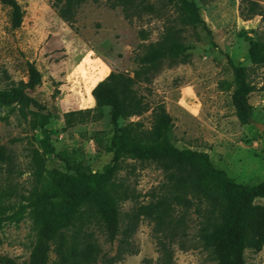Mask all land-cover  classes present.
Segmentation results:
<instances>
[{
  "label": "rangeland",
  "instance_id": "374dc122",
  "mask_svg": "<svg viewBox=\"0 0 264 264\" xmlns=\"http://www.w3.org/2000/svg\"><path fill=\"white\" fill-rule=\"evenodd\" d=\"M18 1L25 11L24 20L13 29L10 7L0 0V90L27 80L28 62L43 76L41 85L27 91L37 104H3L0 100V147L8 155L0 160V253L23 262L37 241L30 197L36 193L42 199L49 193L34 161V150H43L44 132L34 126L32 111L40 113L39 123L42 115H49L46 129L55 151L47 154L48 169L103 171L113 158L115 127L109 108L102 119L67 130L63 129L64 114L94 107L92 90L111 71L133 75L137 68L134 56L142 43L157 41L178 13L168 0H149L151 10L127 18L122 7H112L109 0H88L78 9L71 27L57 13L54 0ZM195 1L210 31L187 27L183 34L191 44L188 62L163 69L149 84H137L150 109L121 120L119 126L140 122L144 129L151 128L153 108L163 102L174 119L167 135L176 146L208 152L215 166L239 183H259L264 180V65L252 64L248 51L252 39L264 40V0ZM142 30L148 39L141 38ZM230 60L247 65L256 86L249 96L252 117L245 124L232 102ZM116 181L129 194L121 202L122 228L136 205L168 189L166 174L156 163L130 157L121 161ZM256 202L264 204V197ZM183 213L178 208L177 214ZM186 221L189 247H176L174 264H214L198 239L201 218L195 207L187 212ZM153 226L151 220L141 218L130 238L138 252L126 254L115 264H156ZM94 230L103 252L115 255L119 240L111 244L98 228ZM245 256L247 264H264V247L260 252L247 250ZM54 259L52 252L50 264Z\"/></svg>",
  "mask_w": 264,
  "mask_h": 264
},
{
  "label": "trees",
  "instance_id": "16d2710c",
  "mask_svg": "<svg viewBox=\"0 0 264 264\" xmlns=\"http://www.w3.org/2000/svg\"><path fill=\"white\" fill-rule=\"evenodd\" d=\"M87 1L54 0L53 6L59 16L74 27L78 9ZM3 2L10 7L12 28L21 27L25 12L22 5L18 0ZM109 2L112 7H122L127 18L152 9L149 0ZM168 3L175 8L177 17L165 27L157 41L142 43L134 56L137 68L133 75L111 71L92 90L94 107L64 114L63 129L67 130L78 123L102 119L109 108L110 122L115 127L111 137L113 158L103 171L48 169L47 154L55 151L46 129L49 115H42L39 123L40 113L32 111L34 126L44 132L43 150H34V161L39 179L49 193L42 199L36 193L30 197L37 241L29 259L20 262L0 253L1 264H50L52 252L55 253L52 264H115L126 254L138 252L130 238L141 218L154 224L156 264H174L176 247H189L186 216L192 207L201 218L198 239L209 250L214 264H247V250L260 252L263 249L264 204L256 200L264 197V180L256 184L239 183L224 169L216 167L208 152L176 146L167 135L174 119L163 102L153 108L151 128L144 129L140 122L119 126L121 120L140 116L150 109L137 84H149L163 69L188 62L187 51L191 44L183 34L187 27L202 26L210 31L195 0H168ZM140 34L143 40L148 39L146 31ZM248 55L252 64L264 65V40L252 39ZM230 62L234 72L232 102L238 119L245 124L252 117L249 96L256 86L247 65ZM42 81L41 71L33 62H28V79L0 90V100L3 104H37L27 91L35 90ZM126 157L156 163L166 174L168 189L136 205L130 221L122 228L121 202L128 199L129 194L116 181V174ZM7 158L5 148L0 147V160ZM178 208L184 211L182 215L177 214ZM95 228L109 243L119 240L115 255L103 252Z\"/></svg>",
  "mask_w": 264,
  "mask_h": 264
}]
</instances>
